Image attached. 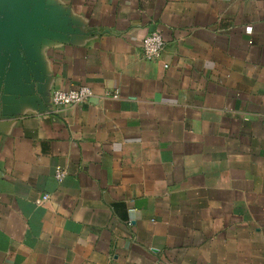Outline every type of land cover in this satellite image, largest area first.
<instances>
[{"label": "crops", "instance_id": "crops-1", "mask_svg": "<svg viewBox=\"0 0 264 264\" xmlns=\"http://www.w3.org/2000/svg\"><path fill=\"white\" fill-rule=\"evenodd\" d=\"M0 1V264H264V0Z\"/></svg>", "mask_w": 264, "mask_h": 264}, {"label": "built area", "instance_id": "built-area-1", "mask_svg": "<svg viewBox=\"0 0 264 264\" xmlns=\"http://www.w3.org/2000/svg\"><path fill=\"white\" fill-rule=\"evenodd\" d=\"M166 46V40L162 32L153 30L149 32L143 40L142 53L148 60L158 58ZM94 96L93 90L86 85L69 89H53L51 92V101L54 105H73L89 101ZM115 97L118 92H115ZM67 172L61 166H57L55 175L58 180H62Z\"/></svg>", "mask_w": 264, "mask_h": 264}, {"label": "water", "instance_id": "water-1", "mask_svg": "<svg viewBox=\"0 0 264 264\" xmlns=\"http://www.w3.org/2000/svg\"><path fill=\"white\" fill-rule=\"evenodd\" d=\"M16 6L12 3H4L0 1V33L6 32L13 21H19L15 15Z\"/></svg>", "mask_w": 264, "mask_h": 264}]
</instances>
